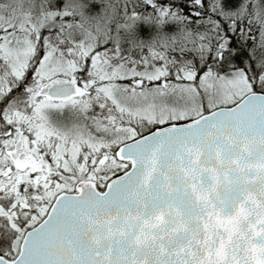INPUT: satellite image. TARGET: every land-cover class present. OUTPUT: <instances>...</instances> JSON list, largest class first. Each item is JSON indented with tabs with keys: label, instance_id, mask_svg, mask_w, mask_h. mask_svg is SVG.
Here are the masks:
<instances>
[{
	"label": "snow or ice",
	"instance_id": "snow-or-ice-1",
	"mask_svg": "<svg viewBox=\"0 0 264 264\" xmlns=\"http://www.w3.org/2000/svg\"><path fill=\"white\" fill-rule=\"evenodd\" d=\"M0 264H264V0H0Z\"/></svg>",
	"mask_w": 264,
	"mask_h": 264
}]
</instances>
